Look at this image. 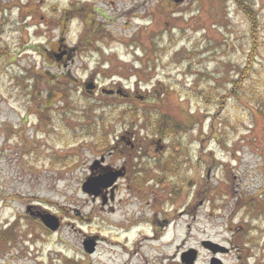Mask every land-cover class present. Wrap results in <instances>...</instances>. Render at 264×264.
<instances>
[{
  "label": "rangeland",
  "instance_id": "rangeland-1",
  "mask_svg": "<svg viewBox=\"0 0 264 264\" xmlns=\"http://www.w3.org/2000/svg\"><path fill=\"white\" fill-rule=\"evenodd\" d=\"M70 1L44 0L50 10L57 9L50 13L52 21L61 20V10ZM169 3L99 0L103 10L92 14L93 29L99 31L89 34L87 44L81 41L68 71L75 79L93 76L104 88H115L112 82H120L121 76L132 75L127 82L123 79L121 84L126 87L134 86L127 83L134 82L135 76L154 79L139 83L137 94L148 93L160 80L162 89L156 94L159 100L146 104L131 97L83 95L82 85L77 87L71 79L61 78L60 70L45 65L39 52L26 50L18 56L23 44L4 49L13 52L14 59L10 65H0V238L6 222L19 220L22 225L29 220L27 204L60 215L62 223L52 234L38 231L30 237L17 228L15 235L20 239L15 238L13 244L6 245L0 239V264H169L179 246H196L207 236L219 239L223 230V236L229 238L233 232L230 226L250 222L241 206L256 204L263 209L264 101L258 104L254 96L264 94V48L258 47L257 53L252 49L250 22L232 2ZM248 3L253 5L264 37V0ZM162 6L166 11L158 9ZM10 10L6 9L7 14L14 20V10ZM80 19L70 23V45L80 41L84 25ZM37 26L39 45L45 46L59 34L57 27ZM138 32L142 34L141 45L136 41ZM27 33L31 36L32 29L22 26L24 41ZM249 57L246 70L244 64ZM240 76L243 84L238 96H226V100L217 102L232 87L231 78ZM50 91L53 99L45 103ZM200 92L208 93V100H200ZM140 108L146 109L147 115ZM150 114L166 115L181 123V131L174 136L167 134L164 143H174L170 148L174 157H170L166 172L181 174L183 181L164 180L157 187L154 181L135 183L142 185L139 189L147 188L146 192L164 197L170 187L177 189L180 197L172 208L181 213L169 216L174 221L157 243L138 240L134 246L122 245L115 240L114 232L118 233V224L132 215L136 205L126 200L109 213L84 193L81 185L95 160L117 157L102 152L100 142L106 146L118 140L124 130L127 140H157L149 130ZM147 156L152 165H143L145 160L140 161L139 156L132 172L139 168L157 171L159 161L152 159L155 154L149 151ZM188 178L191 180L185 181ZM169 207L170 203L164 202L162 208ZM262 209L252 213L257 218L253 224L264 228ZM130 232L133 235L134 228ZM161 232L159 228L157 234ZM97 233L101 239L94 252L86 253L84 240L93 239ZM258 249L259 259H263L264 246ZM204 256L201 252L196 264H205ZM234 258L229 254L225 261L237 264ZM260 262L264 264V260Z\"/></svg>",
  "mask_w": 264,
  "mask_h": 264
},
{
  "label": "flooded vegetation",
  "instance_id": "flooded-vegetation-1",
  "mask_svg": "<svg viewBox=\"0 0 264 264\" xmlns=\"http://www.w3.org/2000/svg\"><path fill=\"white\" fill-rule=\"evenodd\" d=\"M166 1H170L172 5L178 6L175 0ZM3 2H6V4L0 6V54H2L0 56L1 67H3L4 65H10V61L14 59L13 52L4 51V49H7L9 46H16V48H19L23 44V46L20 48L21 51L19 49L17 50L18 56H20V53L22 51L26 50L39 52L38 54H40L44 59L45 65H48V67H57V69L60 70V77H65L67 75L68 79H71L77 87L79 85H82L84 89H81V93L83 95L92 97L94 95H97L98 93H101L103 95H110L118 97L120 99H130L131 97L139 100L141 104H146L149 101L153 102L154 100H159V98L156 99V94L160 92L159 89H162L159 86L160 80L156 81L153 88L149 90L148 93L144 92L143 94H137L139 93V90L136 89V86L141 82L152 81L154 80L153 78L145 80L144 76H135V83L130 81L127 83L134 86L126 87L121 83H123V79L125 80V82H127L126 79H129L132 75L129 77L121 76L118 78L120 82H112L115 84V88H104L102 85H100L101 83H99L96 78H93V76L86 79H75L69 76L68 71L70 65L75 62V54H77V52L80 50L81 41H85L87 44V38L89 34L93 32L97 33L99 31L98 28L93 29L94 25L92 23V14H98V12L96 11H98L99 9L103 10L98 5L99 0H71L64 5V8L61 10V20L58 16V21H52V18L49 17L51 15L50 13H54L57 9L52 7L53 10H50L47 4H44V0H0V3ZM170 3L169 5L171 6ZM163 5H165L164 2ZM11 7L13 8L15 13L14 20L12 18V15L9 16L7 14L8 11L9 13H11ZM46 8L48 9V11H46ZM6 9H8V11H6ZM158 9L166 11L163 6ZM45 12L48 13V15ZM79 16L81 17V19L78 18ZM36 18L38 19V22ZM75 19L82 20L84 25L82 31L79 33L80 41L75 45H70L68 42V35L70 34V23ZM38 24L44 25L47 28L57 27L59 29L57 38L53 36L52 39L48 40L45 46L39 45L37 43L36 36L38 33ZM22 26L25 30L28 31L32 29L31 36L34 37L33 39H31V36L27 33L28 37L24 41V37L21 34ZM87 31H89V33H86ZM15 33L18 34L14 37ZM45 33L46 32H42V34ZM138 35L139 39L137 38L136 41L141 45L143 43V41H141V32H138L137 36ZM91 36L92 34L90 35V37ZM54 80H56V77L54 78ZM87 84L89 86H94L89 90V92L86 90ZM103 89L111 90L113 92L107 94L102 92ZM118 90L121 91V95L117 93ZM130 112L131 111H128V113ZM124 133L128 132L124 130L122 134L118 136V140L111 142L106 146L103 142H100V145L103 146L101 147L100 145H98V147L104 149L102 150V152L107 151L109 157L111 158H113L114 156L117 157L113 158V160L111 161H104V158L102 157L101 162L95 160L97 161L96 166H93L96 162L94 164L92 163L89 166V173L85 176V179L91 176H98L102 174L104 175V173L106 172L111 173L112 177L114 178L113 182L107 187H100L99 189H97L96 195H91L93 200L98 201V203H100V207L102 209H107L109 213H114V209H116V206L124 201L126 202V200L128 203L136 205L137 208L132 211V215L128 216L127 218L125 217V219H123L121 223L118 224V233L114 232V234L116 235L115 240L118 241V243L122 245L130 243L132 246H134L135 243L138 242V240H152L157 243L159 239L163 237V231L166 230V228H168L169 225L174 221L173 218H170L172 214L175 215L181 213V211L176 210V208H172L175 203V199L178 200V198L180 197V192L177 189L175 190L174 188L170 187L166 191L164 197L163 194L156 195L154 191L151 190L146 192L147 188L145 190L139 189L138 187L142 185L135 182L146 181V183H150L154 181L157 187L159 185V182H162L164 180L173 181L178 179L180 181H183V179H181V174L166 172L168 171L166 165L170 157H174V149L170 150L171 147L174 148L172 146L174 143L171 142L172 144H168L170 146L165 145L166 143H164V140L166 139L167 135L160 136L156 134L155 139L157 140L151 138L150 140L141 141L134 139L127 140L129 138L126 136L127 134L125 135ZM149 151H151L152 154H155L152 159L154 158L159 161V168L156 167L157 171L153 168L152 172H144L143 169L139 168V165V170L132 172L133 162L137 161L139 156H141L140 161H143V159L145 160V163H143V165H152V163L149 162V160L151 159L147 156ZM156 155H158L157 158ZM135 166L136 165H134V167ZM189 180L191 179L188 178L185 181ZM164 198L165 200H163ZM163 201L170 203V207L168 210L162 208L164 205ZM28 205L31 204H27V206ZM241 208L242 214L244 213L246 218H250V222L244 220L238 223V225L235 227L230 226L229 228H232L231 231H233L231 232V237H224L223 230V234H221L222 237L219 239H217L216 237L207 236L198 240L196 246H188L187 248H180L179 246L178 250L174 251V254H172V261H170L169 264H185L186 262L184 261V259L186 260L187 257L183 254L187 251H191L195 255V260L192 264H196V261L199 259L201 252L205 253V264H227L225 259L226 256H229V254H232V256L235 257L234 259L237 261V264H261V262L259 263V261L264 260V255L263 257H261L263 259H259L261 255H257V253H259L258 248L264 246V228L261 227V224H253L255 223L257 218H255L252 213H254L257 208H262L257 207L256 204H251L244 207L241 206ZM32 209L34 212L36 211V209ZM167 216L170 217L168 218ZM28 217L29 220L24 221V224L22 225L20 224L19 220L6 222L8 226L2 230V237H4V239L6 240L5 244H13L15 238L16 240L20 239V236L18 237L17 235H15L17 228H21L22 233L24 235H29L30 237L32 234H37L38 231L52 234L58 230L56 229L55 231H51L47 227H45L40 220L34 217H30L29 215ZM59 218L61 219L60 215ZM61 223L62 222L60 220V226ZM60 226L58 228H60ZM186 226L190 227V224L187 223ZM133 228L135 230V233L132 235L130 231ZM159 228L162 229L160 235L157 234ZM226 233H229L228 227H226ZM93 237L96 241L97 246L99 238L101 239V237L98 233L93 234ZM234 248H236L237 250L234 251ZM234 253H236L235 256Z\"/></svg>",
  "mask_w": 264,
  "mask_h": 264
},
{
  "label": "trees",
  "instance_id": "trees-1",
  "mask_svg": "<svg viewBox=\"0 0 264 264\" xmlns=\"http://www.w3.org/2000/svg\"><path fill=\"white\" fill-rule=\"evenodd\" d=\"M223 2H232L237 9H240L243 11L244 15L246 16V18L249 20L250 22V36L252 37V49L257 53L258 52V47L261 48V46H263L264 48V37H263V33L259 32V25L260 23L258 22V18L255 14V10L253 9V5H251L250 3H248L249 0H222ZM261 27V25H260ZM260 33V36H257V34ZM259 38V39H258ZM251 60V57L247 58V62L244 64L245 65V69L247 70L250 67V63L249 61ZM243 69V68H241ZM237 75H239V71L237 72ZM61 76V75H60ZM64 79H67L68 76L65 77H61ZM232 80L230 81V83L232 84V87L230 89H228L225 94L223 96H221L217 102L220 101V99H224L226 100V96H238L239 94V89L242 87L243 82H241V80L243 79V76H240V78H231ZM238 91V92H237ZM163 92V93H162ZM162 95L165 92V89H163L162 91ZM53 92L50 91L47 92V94L45 95V103L46 102H51L53 98H51ZM200 100H208V93L206 94L205 92H200L198 93ZM254 100H256V102L261 105H263V101H264V94L261 93H257L254 96ZM132 108H134V110H136L137 108L135 106H131ZM141 110V109H140ZM146 109L141 110V113L145 114ZM262 114L264 115V110H261ZM147 115V114H145ZM151 115V118L148 119L149 121V130L151 131V133L153 135H160V136H164L167 134H170L172 136H174L175 134H177V132L179 133L181 131V126L179 123H176V121H174L172 118H169L168 116H160V115ZM167 166V165H166ZM3 235H1L0 239H4V237H2ZM5 240V239H4ZM6 241V240H5Z\"/></svg>",
  "mask_w": 264,
  "mask_h": 264
},
{
  "label": "water",
  "instance_id": "water-1",
  "mask_svg": "<svg viewBox=\"0 0 264 264\" xmlns=\"http://www.w3.org/2000/svg\"><path fill=\"white\" fill-rule=\"evenodd\" d=\"M176 2H179L181 0H175ZM94 86L92 85H86V90L89 92L90 89H92ZM102 92L110 94L113 91L111 90H105L103 89ZM118 94L121 95V91H117ZM97 162L93 165L96 166ZM113 177L111 175L110 172H106L104 173V175H98V176H91V177H87L86 179H84L82 185H81V189L82 191H84V193L88 194V195H96L97 193V189H99L100 187H107L109 186L112 182H113ZM26 211L32 216L38 218L43 224L44 226H46L47 228L51 229V230H56L59 226V219L56 215H54L53 213H50L49 211L46 210H42V211H37L36 213H34L33 211H31V206H27ZM95 245L96 242L94 239H86L83 242V248L86 251V253H92L95 250ZM183 255H185L187 258L186 260L184 259V261L188 264L191 263V261H193L194 258V254L190 253V252H185Z\"/></svg>",
  "mask_w": 264,
  "mask_h": 264
}]
</instances>
